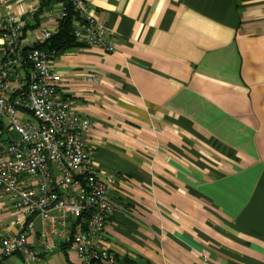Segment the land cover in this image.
I'll return each mask as SVG.
<instances>
[{"label": "crops", "instance_id": "crops-1", "mask_svg": "<svg viewBox=\"0 0 264 264\" xmlns=\"http://www.w3.org/2000/svg\"><path fill=\"white\" fill-rule=\"evenodd\" d=\"M87 5L112 51L74 46L52 65L119 207L104 228L114 264H264V0ZM33 221L40 260L0 264L78 263L71 222L46 241ZM23 222L0 191V238Z\"/></svg>", "mask_w": 264, "mask_h": 264}, {"label": "built area", "instance_id": "built-area-1", "mask_svg": "<svg viewBox=\"0 0 264 264\" xmlns=\"http://www.w3.org/2000/svg\"><path fill=\"white\" fill-rule=\"evenodd\" d=\"M0 0V191L24 218L14 233L0 238V261L14 254L27 263L40 260L28 248L34 218L47 224L46 241L71 222L64 237L77 264H114L104 228L118 205L89 162L85 136L90 118L74 102L57 97L61 83L47 52L34 47L59 32L67 12L76 43L112 51L107 28L87 0H26L22 11ZM49 251L54 245L45 246Z\"/></svg>", "mask_w": 264, "mask_h": 264}, {"label": "trees", "instance_id": "trees-1", "mask_svg": "<svg viewBox=\"0 0 264 264\" xmlns=\"http://www.w3.org/2000/svg\"><path fill=\"white\" fill-rule=\"evenodd\" d=\"M73 20V14L67 12L65 18H63L59 24V32L53 35L49 40L38 43L34 47L43 50L48 53L51 59H54L58 55L62 54L66 49L74 46H83L73 38L71 23ZM116 260V258H114Z\"/></svg>", "mask_w": 264, "mask_h": 264}]
</instances>
